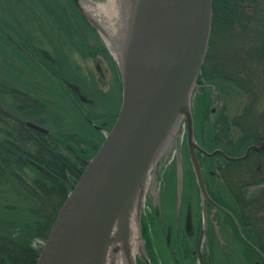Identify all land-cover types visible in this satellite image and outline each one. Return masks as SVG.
Here are the masks:
<instances>
[{
	"label": "rangeland",
	"instance_id": "1",
	"mask_svg": "<svg viewBox=\"0 0 264 264\" xmlns=\"http://www.w3.org/2000/svg\"><path fill=\"white\" fill-rule=\"evenodd\" d=\"M92 1L102 5L107 3V0ZM221 1L226 2L229 14L221 16L223 8L219 6L220 0H215L218 10L216 14L212 10V57L203 65L212 76L208 79L201 76L197 80L192 110L193 115L196 112L198 139L208 146L207 151L218 148L227 150L229 155H239L245 150L249 140L242 143L241 139L246 134L244 126H239L238 123L246 126L248 135L258 133L264 136V0ZM225 2L221 3V7ZM222 19L224 22H221ZM26 40L45 52L53 63H59L55 67L59 73L57 78L52 75L42 76L30 64L34 53L31 56L28 52L27 56L18 51L15 43L27 44ZM30 70H33V74ZM225 78H238V82L224 80ZM67 83L77 88L92 105L82 104L73 98ZM236 83L240 84L239 87ZM14 89L19 91L18 95H13ZM20 91L40 100V109L44 112L34 114L32 121L54 135L61 134L62 145L66 146L59 145L60 151L72 159L75 169L85 166L78 158L88 161L86 152L91 151L94 145H99L110 129V125L102 127V122L112 123L113 114L119 111L121 80L105 41L75 12L69 0H0V104L15 116L19 115L18 108L25 105L24 93ZM204 98L206 100L200 103V109L198 101ZM86 114L93 121L92 124L86 121ZM198 118L206 122V131H202L204 128ZM184 133L183 127L180 144L187 149L186 135L181 139ZM47 141L51 142V139L47 138ZM68 147L76 152L75 160ZM30 150L33 154L36 148L27 149V152ZM180 156L184 158L183 155ZM257 157L252 156L254 159ZM44 158L43 156L41 159ZM175 159L173 143L167 150L165 162H162L156 172L152 192L163 190L165 181L174 178L172 167ZM188 159L187 152L186 163ZM261 160L264 162V156ZM251 163L249 160L245 163L228 164L219 157L211 159L210 164L216 172V184L211 187L214 191H221H216V197L226 205L235 204L231 192L233 189L228 187L227 178L234 179L239 168ZM16 168V174L0 173V227L10 228V238L6 245L9 250L14 244L20 245L18 238L26 237L28 230L34 229L37 223L36 228L39 229V221L45 214L39 208L37 199L40 194L39 186L46 179L29 164ZM185 169V178H189L188 166ZM71 181L74 179L71 178ZM248 181L249 178L246 182ZM147 196L148 193L146 198ZM152 214L149 204L144 200L142 218L145 219L147 215L148 237L151 241H156V248L152 244V250L163 255L161 258L164 264H171L162 245L165 242L161 231L154 223ZM30 243L40 250L45 240L40 237L31 238ZM171 245L178 255L183 253V257L189 252L188 249L175 247L173 241ZM222 250L224 254L221 260L226 264H252L246 261L245 248L237 243L230 249L223 247ZM136 257H139V253ZM159 258L160 255L157 257V264H163Z\"/></svg>",
	"mask_w": 264,
	"mask_h": 264
},
{
	"label": "water",
	"instance_id": "2",
	"mask_svg": "<svg viewBox=\"0 0 264 264\" xmlns=\"http://www.w3.org/2000/svg\"><path fill=\"white\" fill-rule=\"evenodd\" d=\"M124 1L126 20L117 41L118 59L107 45L106 31L85 8L96 3L71 0L105 41L117 65L121 104L110 131L58 209L35 264H107L108 255L118 252L126 264H137L130 257L133 222L139 241L136 253L148 264L140 236L143 203L173 143L181 167L177 134L181 124L186 127L189 158L202 198L207 194L196 151L237 162L264 147L263 141L249 146L242 156L230 157L221 150L209 153L195 140L191 104L208 47L212 0ZM25 124L48 134L35 123Z\"/></svg>",
	"mask_w": 264,
	"mask_h": 264
},
{
	"label": "flooded vegetation",
	"instance_id": "3",
	"mask_svg": "<svg viewBox=\"0 0 264 264\" xmlns=\"http://www.w3.org/2000/svg\"><path fill=\"white\" fill-rule=\"evenodd\" d=\"M26 42L27 44L22 42L15 43L18 51L22 54H28L29 52L31 56H33L34 53L35 56L31 58L30 64L35 67L42 76L50 77L52 75L57 78L59 73L56 71L55 67H57L59 63H57L58 65L53 63L51 58L45 52L32 46L30 40H26ZM35 58L39 60H35ZM47 69H50L51 72ZM30 71L33 74V70ZM70 85L71 84H68L67 86L72 93L73 98H76L82 104L92 105V102L83 96L77 88L75 89ZM15 91V94L13 95H16L19 92H17V90ZM20 92L24 93L23 95L29 98V106H31V102L40 103L39 99L28 95L24 91ZM19 95L22 94L19 93ZM198 97L201 98L200 96ZM23 100L26 102L25 99ZM205 100V98L199 99L198 105L200 109V103H203ZM39 108V106H36L35 111L37 113L40 110ZM212 111H214V109H212ZM205 113H207L206 110ZM202 115L203 117L205 116L204 114ZM85 119L88 123H93L88 114L85 115ZM198 119L204 128L202 131H206V122L203 119ZM110 123L108 121L102 122V127H107ZM194 124L197 144L201 149L207 151L208 146L203 143L204 141L200 142L198 139L199 134L196 131V112L194 114ZM94 127L98 129L97 125ZM252 140L254 141L247 143L245 150L236 156H242L245 154V151L251 145L260 146L264 141V136L256 133V136L252 138ZM63 145L66 146V144ZM68 148L70 149L69 152H71L73 160H75L77 156L76 152L70 147ZM217 149L218 148H215L207 152H212ZM186 150L187 149L183 145L181 147V155H183L185 159L180 158L181 167L178 165L176 155V159L173 162L174 167H172V176L174 178L165 181V187L163 190L159 191L158 189L156 192H152V186L146 198V202L149 204L151 211L153 212L152 219L157 225L158 230L160 229L161 231L160 234L165 242V244L162 245L168 254L170 263L184 264V262H187L189 264H200V256L202 264H221V256L224 254L222 248L225 247L230 249L231 247L236 246L237 243L238 246L245 248L246 261L252 262V264H264V253L259 248L260 246L264 247V162L261 160L264 156V147L260 151L251 150L247 158L233 163L239 164L240 162L245 163L249 160L252 161L251 164L246 166L243 165L242 168H239L234 179L227 178L228 182L233 183V190H231L233 193V201L235 203L233 206L230 204L229 206L228 204L226 205L216 197V191H221H214L211 187L216 184L214 182L216 172L210 164L211 159H214L215 157H219L224 161L225 159L219 155L209 158L196 151L207 194V198H202L190 158L186 163L188 152ZM253 155H257L258 157L254 159L252 158ZM62 156L67 157L61 151V162ZM67 158L70 159L69 156ZM78 159L87 163V160L85 159H81L80 157ZM48 161L49 157H46L45 162ZM36 164L39 165L38 163ZM62 165L63 164H61V166ZM40 166L45 168L43 164ZM186 166H188L187 177L189 178H185ZM207 177L211 180H208ZM248 178L250 181L246 182ZM61 181L63 180L61 179ZM147 221L146 215L145 219L143 217L141 220V231L143 232L144 239V256L148 258L149 264H152L150 256H153L155 260H157V257L160 255L158 260L164 264V261L161 258L163 255L152 250V244H154V249L156 248V241L154 239L151 241L148 237L149 230L146 229L148 226ZM171 241L175 243V247H180L182 249L185 248L186 250L188 249L189 252L187 255L184 257L182 256L183 253L178 255L176 249L172 248ZM137 259L138 264H145L144 258L141 255H139Z\"/></svg>",
	"mask_w": 264,
	"mask_h": 264
},
{
	"label": "trees",
	"instance_id": "4",
	"mask_svg": "<svg viewBox=\"0 0 264 264\" xmlns=\"http://www.w3.org/2000/svg\"><path fill=\"white\" fill-rule=\"evenodd\" d=\"M224 2L225 1L222 2L221 0L219 2L220 8H223L221 11V16H226L229 14L228 6H225L226 2L224 6L221 7ZM212 10L214 14H216L218 10L216 9L215 0H213ZM215 17L216 15L214 16V19ZM221 22H224V20L222 19ZM211 41L212 35L210 33L208 50L203 65L205 62L208 63L212 57V51L210 50L212 44ZM213 75L216 76L215 74ZM201 76H204L206 79H208L212 75H210V72L206 71L205 66H202ZM224 80H234L235 82H238V78H225ZM236 84L239 87L240 84ZM13 94H15V92H13ZM24 99L26 100V102H23L25 105H21L18 108L19 115L15 116L14 114L8 112V108L4 105L3 107H0V173L2 175L16 174L17 170H15V168L17 167L16 169H18V167L25 165V163L29 164L33 168L34 166H32L29 162L30 159L39 165L43 164L45 169L55 178L47 177L45 174H40L46 179V182L42 183L44 186H39L40 194L38 195L37 199L39 208L42 209L41 211H43V213L45 212L43 218H41V221H39L41 223L39 229L36 228L38 226L37 223V226L34 229L28 230V235L26 237L18 238L20 239V245L14 244L12 249L9 250L6 245L7 239L10 238V228L8 230L0 227V264L36 263L39 249L31 245L30 239L39 237L44 240L46 239L59 207L61 206L69 191L74 186L73 184H75V180L78 179L84 168V165H82L80 168L75 169L72 160L65 156H62L61 162V151L58 147L61 145V134L54 135L50 133L46 135L28 128L25 125V122L32 121V117L37 113L35 111L36 106L41 108L42 105L41 103L31 102V106H29V98L24 96ZM40 110L39 112H44L43 110ZM115 116L116 114H113V120ZM238 125L244 126L243 131L246 134L244 138L241 139L242 143L247 142L248 140L249 141L247 143L253 142L254 140H252V138L256 136V133L248 135L245 129L246 126L241 122L238 123ZM47 138H50L51 142H48ZM98 146L99 145H94L91 151L86 152L88 153L87 156H89V158L95 154ZM30 148H36L33 154H31L32 150L27 152V149ZM224 151L228 152L227 150ZM43 156L45 158L49 157V161L45 162V158L42 160L41 158ZM61 164L63 165L61 166ZM71 178H73L74 181H71ZM61 179L63 181H61ZM227 183L228 187L233 189V183L228 181ZM5 227L8 228L7 226ZM259 248L264 253V247L260 246Z\"/></svg>",
	"mask_w": 264,
	"mask_h": 264
},
{
	"label": "bare ground",
	"instance_id": "5",
	"mask_svg": "<svg viewBox=\"0 0 264 264\" xmlns=\"http://www.w3.org/2000/svg\"><path fill=\"white\" fill-rule=\"evenodd\" d=\"M123 0H107L106 4H91L87 3L85 8L88 10L90 14H92L100 25L104 28L107 33V37L105 40L107 45L109 46L112 53L115 57L118 58V51H117V44L119 38L122 36L124 31V24L126 20V13L124 8ZM119 59V58H118ZM148 188V184H147ZM139 241H138V231L137 226L132 224V234H131V259L136 258V252L138 250ZM151 257L152 264H156V260L153 256ZM126 264L125 258L118 252L117 254L108 255L107 257V264ZM147 262L149 264V260L147 258ZM221 264H226L224 260L221 261Z\"/></svg>",
	"mask_w": 264,
	"mask_h": 264
}]
</instances>
